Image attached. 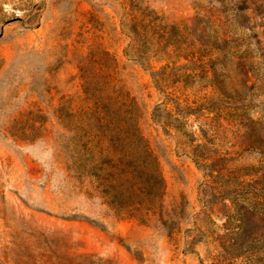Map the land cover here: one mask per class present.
I'll list each match as a JSON object with an SVG mask.
<instances>
[{
  "label": "rangeland",
  "instance_id": "1",
  "mask_svg": "<svg viewBox=\"0 0 264 264\" xmlns=\"http://www.w3.org/2000/svg\"><path fill=\"white\" fill-rule=\"evenodd\" d=\"M117 93L165 182L141 216L64 150ZM263 210L264 0H0V264H264Z\"/></svg>",
  "mask_w": 264,
  "mask_h": 264
},
{
  "label": "trees",
  "instance_id": "2",
  "mask_svg": "<svg viewBox=\"0 0 264 264\" xmlns=\"http://www.w3.org/2000/svg\"><path fill=\"white\" fill-rule=\"evenodd\" d=\"M119 94L94 100L79 119L73 120L74 128L69 130L72 136L64 150L74 162V172L95 178L114 207L141 216L144 210L155 212L159 207L165 182L159 158L141 132L139 118L134 117L137 104ZM224 199L216 196L204 199V203ZM239 205L238 216H243L241 210L251 209V204ZM259 209L254 205L253 214Z\"/></svg>",
  "mask_w": 264,
  "mask_h": 264
}]
</instances>
